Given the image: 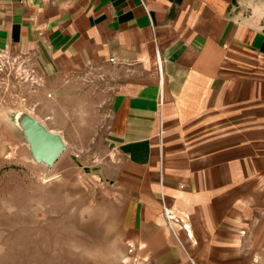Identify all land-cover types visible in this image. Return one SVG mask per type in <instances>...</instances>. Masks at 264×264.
I'll return each mask as SVG.
<instances>
[{"label": "crops", "instance_id": "obj_1", "mask_svg": "<svg viewBox=\"0 0 264 264\" xmlns=\"http://www.w3.org/2000/svg\"><path fill=\"white\" fill-rule=\"evenodd\" d=\"M0 55L30 63L55 116L108 107L120 264H264V0H0Z\"/></svg>", "mask_w": 264, "mask_h": 264}, {"label": "rangeland", "instance_id": "obj_2", "mask_svg": "<svg viewBox=\"0 0 264 264\" xmlns=\"http://www.w3.org/2000/svg\"><path fill=\"white\" fill-rule=\"evenodd\" d=\"M3 63L0 264H120L125 202L99 174L100 124L108 107L92 110L85 100H62L65 112L69 103V115L55 116L51 90L30 63L22 58ZM28 118L62 128L66 148L53 166L34 159L23 126ZM250 187L252 205L258 207L264 203V178H252ZM251 213L252 219L264 220L263 209Z\"/></svg>", "mask_w": 264, "mask_h": 264}, {"label": "water", "instance_id": "obj_3", "mask_svg": "<svg viewBox=\"0 0 264 264\" xmlns=\"http://www.w3.org/2000/svg\"><path fill=\"white\" fill-rule=\"evenodd\" d=\"M23 126L34 159L53 166L66 148L62 137L32 118L26 119Z\"/></svg>", "mask_w": 264, "mask_h": 264}, {"label": "built area", "instance_id": "obj_4", "mask_svg": "<svg viewBox=\"0 0 264 264\" xmlns=\"http://www.w3.org/2000/svg\"><path fill=\"white\" fill-rule=\"evenodd\" d=\"M4 59H6L4 56H1L0 55V69H1V67L2 66H4V63H3V61H4ZM114 60L113 59H111V62H113ZM164 214H165V216H166V218H167V220L168 221H173L174 220V217H173V215L168 211V210H164Z\"/></svg>", "mask_w": 264, "mask_h": 264}]
</instances>
